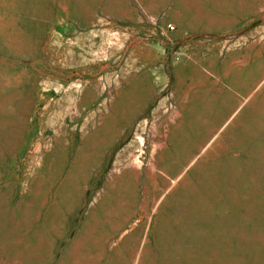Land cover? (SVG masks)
Here are the masks:
<instances>
[{
    "label": "rangeland",
    "instance_id": "obj_1",
    "mask_svg": "<svg viewBox=\"0 0 264 264\" xmlns=\"http://www.w3.org/2000/svg\"><path fill=\"white\" fill-rule=\"evenodd\" d=\"M0 264H264V0H0Z\"/></svg>",
    "mask_w": 264,
    "mask_h": 264
},
{
    "label": "built area",
    "instance_id": "obj_2",
    "mask_svg": "<svg viewBox=\"0 0 264 264\" xmlns=\"http://www.w3.org/2000/svg\"><path fill=\"white\" fill-rule=\"evenodd\" d=\"M167 26L169 29H173V27H174L171 23H168Z\"/></svg>",
    "mask_w": 264,
    "mask_h": 264
},
{
    "label": "bare ground",
    "instance_id": "obj_3",
    "mask_svg": "<svg viewBox=\"0 0 264 264\" xmlns=\"http://www.w3.org/2000/svg\"><path fill=\"white\" fill-rule=\"evenodd\" d=\"M145 224L142 225V229H144Z\"/></svg>",
    "mask_w": 264,
    "mask_h": 264
}]
</instances>
